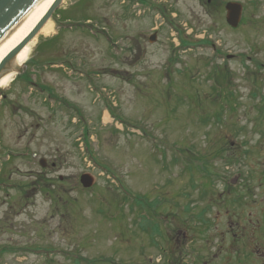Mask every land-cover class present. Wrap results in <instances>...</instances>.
<instances>
[{
	"label": "rangeland",
	"instance_id": "374dc122",
	"mask_svg": "<svg viewBox=\"0 0 264 264\" xmlns=\"http://www.w3.org/2000/svg\"><path fill=\"white\" fill-rule=\"evenodd\" d=\"M50 21L0 88V264H262L264 0H65Z\"/></svg>",
	"mask_w": 264,
	"mask_h": 264
},
{
	"label": "bare ground",
	"instance_id": "6f19581e",
	"mask_svg": "<svg viewBox=\"0 0 264 264\" xmlns=\"http://www.w3.org/2000/svg\"><path fill=\"white\" fill-rule=\"evenodd\" d=\"M56 1L57 0H40L0 40V67L7 59L4 69L0 71L5 72L6 68L7 70L10 69L6 74H3L4 72L2 73L0 77V88L7 87L17 74V70L29 62L32 46L35 44L37 37L40 34L50 36L54 32V24L50 21V18L46 19L45 22L44 18ZM64 2L65 0H63V3ZM40 23H43V26L40 28L38 35L25 45L27 39ZM21 47L22 49L14 56V58L11 57V54ZM106 121H108V116H106Z\"/></svg>",
	"mask_w": 264,
	"mask_h": 264
},
{
	"label": "water",
	"instance_id": "95a60500",
	"mask_svg": "<svg viewBox=\"0 0 264 264\" xmlns=\"http://www.w3.org/2000/svg\"><path fill=\"white\" fill-rule=\"evenodd\" d=\"M40 0H0V40L39 2ZM63 0H57L53 6L48 11L44 22L46 19L51 18L55 10L60 7ZM227 12V23L232 28H238L244 15V6L238 2H229L226 5ZM43 26V23H40L36 29L32 32L30 37L27 39L25 45H27L31 40H33L40 31V28ZM151 41H156V34L151 38ZM23 45V46H25ZM22 49L19 48L11 57L14 56ZM9 60V59H8ZM7 59L0 67V70L4 69ZM6 71H10V69ZM18 71V70H17ZM4 72V71H3ZM0 71V77L3 73ZM4 72V73H5ZM3 73V74H4ZM42 167H46L44 161L41 162ZM95 179L93 176L86 174L81 177V184L84 188L89 189L93 187Z\"/></svg>",
	"mask_w": 264,
	"mask_h": 264
},
{
	"label": "flooded vegetation",
	"instance_id": "af4514ba",
	"mask_svg": "<svg viewBox=\"0 0 264 264\" xmlns=\"http://www.w3.org/2000/svg\"><path fill=\"white\" fill-rule=\"evenodd\" d=\"M209 1H211V0H209ZM62 104L65 105V106H67L68 103L67 102H62ZM70 108H71L70 110L72 111V113H74V114L77 113V109L75 107L70 106ZM79 121L80 120H78L77 117H76V115H75L71 119L70 122H71L72 126L76 128V127L79 126L78 125L79 124ZM242 199L243 198H237V197H235L233 199L234 206H233V204L231 205L232 206V209H234V210H240L241 209V202L240 201H243L244 202V201L247 200V198L245 200H242ZM254 201H255V199H253V202ZM242 206H243V204H242ZM228 210H230V209H228ZM232 225H233V223H232ZM229 232H230L229 233V236H231V237L234 238V241L231 243V246L230 247H232V246L235 247V246H237V244H239L238 239H237V237H239V235L235 231V228H233V227L231 228V230ZM251 249H252L253 254L256 257L258 256L260 259L264 260V244H261L260 242L257 241V243L255 242V244L251 247ZM235 254H236L237 257L234 259V261L231 262V264H247L246 263L247 261L245 260L246 258H248L247 255H246V257L244 259H242V257H243L242 254L243 253H241V250H238V249L236 250ZM204 258H205L204 264H211V261H210L211 259H210L209 256H205ZM224 262H226V260ZM262 264H264V262Z\"/></svg>",
	"mask_w": 264,
	"mask_h": 264
},
{
	"label": "trees",
	"instance_id": "16d2710c",
	"mask_svg": "<svg viewBox=\"0 0 264 264\" xmlns=\"http://www.w3.org/2000/svg\"><path fill=\"white\" fill-rule=\"evenodd\" d=\"M84 0H82V2H83ZM183 43H185V42H183ZM51 46H52V44H50ZM41 46V45H40ZM40 46L38 47V48H40ZM24 76V75H23ZM25 79L27 80V81H29V82H31V78L29 77V75H28V73H25Z\"/></svg>",
	"mask_w": 264,
	"mask_h": 264
}]
</instances>
